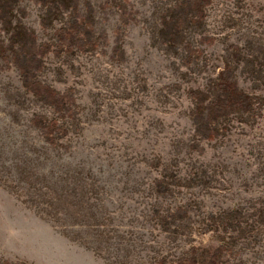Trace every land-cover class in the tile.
<instances>
[{"label":"rangeland","instance_id":"obj_1","mask_svg":"<svg viewBox=\"0 0 264 264\" xmlns=\"http://www.w3.org/2000/svg\"><path fill=\"white\" fill-rule=\"evenodd\" d=\"M195 4L79 0L96 47L57 53L64 17L14 1L13 21L50 44L39 77L73 112L49 144L31 119L61 117L0 60V263L180 264L220 245L223 261L264 264V0ZM227 65L261 99L195 136L189 91Z\"/></svg>","mask_w":264,"mask_h":264},{"label":"trees","instance_id":"obj_2","mask_svg":"<svg viewBox=\"0 0 264 264\" xmlns=\"http://www.w3.org/2000/svg\"><path fill=\"white\" fill-rule=\"evenodd\" d=\"M16 0H0V60L5 63H12L17 67L21 84L25 91L32 94L37 100L51 106L61 117L47 118L39 114L32 117V124L39 128L44 139L52 145L56 144L52 132L57 130L65 134L66 130L62 121L67 119L73 112L71 93L69 90H57L51 84L44 82L39 77V70L44 64L42 55L50 50L47 42H37L34 32L28 29L23 23L13 21V6ZM44 9L43 19L63 18L62 24L54 33V51H69L74 48L78 50L95 49L96 43L92 40L94 35L93 26H90L88 17L83 16L79 7V0H34ZM193 14L199 11L196 9L195 0H190ZM184 9L183 7H181ZM196 9V10H195ZM191 8L185 12V20L188 21ZM65 12V13H64ZM64 13V15H63ZM45 23V22H44ZM184 26L179 23L172 25V33L180 34ZM233 69L227 65L221 68L217 76L212 79L210 90L191 89L189 96L192 100V107L189 112L193 125V134L200 138H213L222 130L224 120L230 115H249L256 109L260 96L247 93L237 84ZM159 189L161 184H157ZM178 208L176 212L180 211ZM222 246L213 248L203 247L200 260L187 259L183 256L178 262L180 264H247L241 259L222 260ZM0 264H24L21 261H3Z\"/></svg>","mask_w":264,"mask_h":264}]
</instances>
